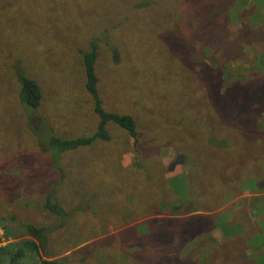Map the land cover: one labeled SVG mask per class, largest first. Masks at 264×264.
<instances>
[{
	"label": "rangeland",
	"instance_id": "rangeland-1",
	"mask_svg": "<svg viewBox=\"0 0 264 264\" xmlns=\"http://www.w3.org/2000/svg\"><path fill=\"white\" fill-rule=\"evenodd\" d=\"M137 1L0 0V248L26 239L37 245L22 229L30 224L43 229V246L23 264H264V152L255 180L240 181V191L199 208L209 178L245 176L234 161L258 156L223 157L225 150L201 161V139L222 125L210 116L186 124L167 101L175 90L195 87L185 113H195L191 105L204 98L222 117L214 101L217 89L221 94L238 82L229 73L253 66L258 76L251 83L264 78V0H239L232 10L208 0H160L173 5L170 13L153 0L151 10L132 9ZM49 6L72 20L67 16L65 28L38 22L36 33L19 40L15 34L30 21L27 13L37 18ZM170 14L180 23L169 24ZM92 41L102 107L131 116L136 137L108 124V142L58 154L47 149L51 136H86L96 124L77 54ZM3 56L38 83L41 103L34 111L19 106ZM201 65L221 81L211 90L204 87L213 84L198 75ZM255 101L245 112L251 120L245 138L264 145V104ZM243 110L236 116L242 119ZM184 132L195 137L192 144L199 138L193 148L190 137L179 140ZM219 137L225 138L222 130ZM191 166L199 189L189 195L185 177ZM47 196L67 215L56 219L46 210ZM163 199L175 202V210L164 208Z\"/></svg>",
	"mask_w": 264,
	"mask_h": 264
},
{
	"label": "trees",
	"instance_id": "trees-1",
	"mask_svg": "<svg viewBox=\"0 0 264 264\" xmlns=\"http://www.w3.org/2000/svg\"><path fill=\"white\" fill-rule=\"evenodd\" d=\"M157 4L164 5L166 10L170 13L169 10H172L173 5H165L160 0H153ZM173 1L176 4L181 5L182 0H168ZM239 0H229L228 3H224L223 0H208L209 4L212 6H216L219 8L220 6H224L223 8L227 10H232V8L235 6L236 2ZM152 0H138L133 4L131 7L137 8L138 10L141 8L151 10V7L153 6L151 4ZM49 3V2H48ZM50 4V3H49ZM252 7H254L257 12L260 11V7H258L257 3H252ZM222 8V9H223ZM40 13L37 18H33L30 16L29 12L27 13L28 19L30 21L27 22V24H22L23 29L19 34H15L18 36L19 40L23 41L26 39V35L29 33L31 35L32 33L37 32V28L35 25L40 22L42 24L49 23L50 21L57 22L59 25L66 27L67 22V16L61 14L63 13L62 10H53L52 8L47 7L46 9L40 8ZM264 10V9H263ZM66 14V13H65ZM171 16V14H170ZM69 20H72L69 18ZM169 24L171 22L174 23H180V20L174 17H170L168 20ZM15 24H19V27L21 25V21L15 20ZM63 24V25H62ZM28 25V26H27ZM31 25V27H30ZM30 27V28H29ZM61 32V31H60ZM236 31L232 32V35H236ZM1 36V35H0ZM251 47L252 45L249 44ZM78 56L81 64V70L83 73V87L85 92L90 97L92 104H91V110L93 115L96 117V124L94 126V130L91 134L86 136H79L74 138H58L55 136L50 137V144L47 146V149L50 147H53L56 149V153H61L67 150H74L79 147L89 146L94 142H100V143H106L110 140L109 135L106 130V125L111 124L113 126H116L117 128L123 130L126 132V134L133 140H135L136 137V126L135 122L132 119L131 116L127 114H120L118 112H108L104 110L101 104L100 97L97 94V76L95 74V64L97 59V45L95 42H90L89 46L86 50H78ZM192 56V55H191ZM194 57V56H193ZM4 64L7 67L9 79H11L10 83L14 84L17 88L16 89V99L21 108L34 111L39 107L41 103V93L38 86V83L32 79L27 77L22 70L16 71L13 68L14 60H9L6 57H2ZM212 58L213 62H218V59L216 60L215 57H209V60ZM208 71V68L206 66L201 65L198 75H201L202 80H205L207 82H211L213 85H205V89H213L215 87V84H220V80H215L213 78H210L208 75H206ZM185 76L188 78H192L193 74L189 72H185ZM228 76L234 80L238 79V82L235 83L232 87L224 88L221 94H218V89L216 93V100L214 101L216 106L219 107V109L223 112L222 117H219L215 109L213 108L212 101L210 99H200L198 100V103L192 104L191 106H194L195 113L188 112L185 113L187 106L189 105V99L190 97L195 93V90L191 87L183 89H177L170 95H167V101L169 103V108L172 110L177 109L178 115H184V122L186 124L198 122L201 120H205L207 117H211V120L213 123H219L222 125L221 129L216 130H210L211 135H209L207 138L201 139V161L203 159H216L215 155L219 151H225L223 154V157L228 153L229 157L231 155L233 157H238L240 154H243L244 156H247L248 154L250 156H258L257 159L251 158L247 160L244 158L241 162L234 161V166H242V168L248 173L247 175L243 176L241 174H232V177L228 181H222L218 178H209L208 181L211 183L209 184V190L210 191H204L201 196L203 198L202 204L198 205L199 208H203L205 204L210 205L214 204L216 199L221 198V194L224 193L226 196H229L232 191H240V181L252 179L255 180L258 175L261 174V171H259V164L261 155L264 152V145L260 143H250L245 138V132L249 131V126L251 123L249 114L245 112L251 108V105L249 101L258 100L255 101V104L257 106L264 104V78L261 81H256L255 83H251V79H254L258 76V68L249 66L246 68H242V66H238L236 71L234 73H229ZM259 83V84H258ZM10 84V86H11ZM170 86V85H169ZM171 87V86H170ZM194 90L191 94L190 91ZM215 92V91H214ZM172 94V95H171ZM251 98V99H250ZM248 99H250L248 101ZM243 107H245L244 111V119L237 117L236 115L242 111ZM238 110V111H237ZM201 111L200 115L199 112ZM212 111L214 115L210 112ZM225 120H229L230 123L227 124L224 122ZM182 121V123H183ZM182 126V124H181ZM162 127L172 129L176 128L173 125ZM178 129V128H177ZM224 132V139L219 137L220 131ZM207 131V135H208ZM170 134H174L172 130H170ZM204 130L202 129L201 135L203 136ZM179 140L181 138L187 139L188 137L191 138L190 134L187 132L179 133ZM193 138L188 139L189 140V146L193 148L199 138H196V141L192 144L190 142ZM135 142V141H134ZM264 142V140H263ZM230 145L231 149L234 151H231L226 149V145ZM136 145V142H135ZM135 150V149H134ZM136 152V151H135ZM138 152H136L137 154ZM192 166L190 167L188 175L185 177V183L187 185V189H189V195L192 194V191H198L199 186L195 182V178L193 179L192 175ZM193 179V182H192ZM214 191H217L216 193H213ZM159 192V191H158ZM50 196H47L44 200V208L48 210L51 214H53L56 219L66 216L67 214L64 212V209L60 207L61 203L56 199L54 202L51 200ZM53 206L51 207L50 204ZM170 201L167 199H163L162 203H160L164 208H169L170 211L175 210V202L171 206L169 205ZM212 209V206L207 209ZM192 220V218H188L186 220H182L181 222L184 223L183 226L186 225L187 222ZM197 226V224L195 225ZM216 227V226H215ZM218 227V226H217ZM22 229L24 231V234L33 238L37 245H35L32 241L29 240H23L19 243H12L8 244L4 249L0 248V264H23V260L26 256L32 257L33 255L37 254L38 247L41 245L43 246V229L40 227H35L30 224H23ZM3 234H6V228L3 227ZM9 237L8 235H6ZM17 235H12V238ZM27 252V253H26ZM209 254L208 250L204 251L203 258H206V255ZM2 255H8V259L5 257H2ZM40 264H55L52 261H41Z\"/></svg>",
	"mask_w": 264,
	"mask_h": 264
},
{
	"label": "water",
	"instance_id": "water-1",
	"mask_svg": "<svg viewBox=\"0 0 264 264\" xmlns=\"http://www.w3.org/2000/svg\"><path fill=\"white\" fill-rule=\"evenodd\" d=\"M179 161H180V158L176 159V161H175V162H177V163H178Z\"/></svg>",
	"mask_w": 264,
	"mask_h": 264
}]
</instances>
